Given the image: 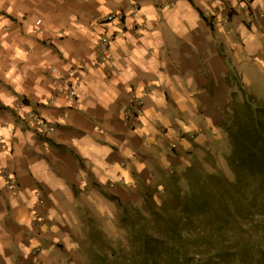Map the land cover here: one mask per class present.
<instances>
[{
  "label": "crops",
  "instance_id": "0c3cea01",
  "mask_svg": "<svg viewBox=\"0 0 264 264\" xmlns=\"http://www.w3.org/2000/svg\"><path fill=\"white\" fill-rule=\"evenodd\" d=\"M206 4L209 0L198 3L194 0H105L104 7L110 9L109 14L122 16L101 26L105 15L96 11L99 5L91 0L80 5L66 4L63 19L53 20L57 27L63 23L61 32L69 31L73 35L52 37L46 34L45 39L38 40L24 37L23 31L16 34L14 29H6L7 42L20 46L27 56L25 60H13L14 52L0 49V129L11 125V159H3L7 167L0 175L5 180L4 173L9 172L15 178L13 189L6 185L0 189V212L6 213L0 221V229L7 230L5 221L19 211L11 207V199H16L20 208H26L25 202L31 200L28 193L33 188L40 189L37 199H41V206H34L38 216L34 227L38 232L43 225L52 223L47 220L50 206L58 217L82 208L86 198L97 203L115 202L116 212L117 204L137 206L142 201L143 189L156 182L160 174L183 171L199 153L198 149L211 153L219 143L227 149V138L219 125L228 106L233 71L222 74L231 64L222 49L240 60L259 54V50L264 49V38L245 43L251 24L240 21L246 30L241 36L231 27L234 18L241 13H232L229 9H225L227 24H224L229 31L221 33L213 29L210 14L204 13ZM77 10L83 16L81 19V15H77V22L86 21L85 27L95 33L94 36L83 35L67 22V15ZM212 11L223 15L219 9ZM249 14L256 15L251 8ZM0 15L17 23L6 13ZM253 22L264 25V18ZM103 30L116 32V37L110 42L106 61L96 65L97 37ZM60 49L68 53L67 59ZM73 59L76 63H72ZM221 63L223 68H220ZM13 67L16 71L9 78L6 73ZM193 74L203 90L197 113L200 131L191 136L180 135V139L187 138L192 143V148L185 151L178 141H173V133L178 127L177 114L187 115L191 107L188 93L192 87L187 79ZM66 81L75 83L74 101L65 96ZM147 86H150L149 92L144 90ZM248 89L264 91V83ZM132 94L139 95L143 103L142 117L134 127L120 118ZM31 109L54 125L48 136L39 135L25 120V112ZM209 115L217 131L203 121V117ZM197 136L200 142H195ZM171 144H175L174 150L169 148ZM3 150L4 145L0 144V151ZM160 152L168 156L169 169L157 162ZM145 160L149 161L145 172L136 174L137 165ZM117 167L137 178L135 191L111 185L109 174L119 175ZM101 178H105L108 185L101 187ZM79 183L86 184L83 192ZM21 193L24 201H20ZM83 215L85 220L97 221L90 212L85 211Z\"/></svg>",
  "mask_w": 264,
  "mask_h": 264
},
{
  "label": "clouds",
  "instance_id": "9594fccd",
  "mask_svg": "<svg viewBox=\"0 0 264 264\" xmlns=\"http://www.w3.org/2000/svg\"><path fill=\"white\" fill-rule=\"evenodd\" d=\"M89 2L91 0H0V13H6L8 17H14L17 21L14 24L5 15H0V49L14 52L12 56L13 60H25L27 56V53L20 46L7 42L9 32L6 29H14L16 34L23 31L24 37H35L38 40L45 39L46 34L52 37L73 35L74 33L69 31L61 32L60 28L63 27V23L57 27L54 25L53 20L63 19L65 15L63 8L66 4L72 3L80 5ZM198 2L199 0H194V3ZM94 3L99 5L96 8L97 12H102L105 16L109 14L110 9L104 7L105 0H94ZM229 7L241 13L239 17L234 18L233 24L231 25L241 36H244L246 30L244 23L240 21L246 20L251 24V33L247 36L245 43L256 40L258 37L264 38V25L253 22L254 19L258 21L259 18H264V0H251L250 5L249 0H228L227 4L224 0H209V4L204 5V13L205 15H216V22L223 19L225 24H227L225 9ZM249 8L256 14L255 17L249 14ZM213 9H219V12L223 15L214 13L212 11ZM77 15H81V19H83L79 10L67 15V22L71 28L85 36H94L95 33L89 32L88 28L85 27L86 21L84 23L77 22ZM92 24L94 25L95 21H92ZM217 27H219L218 23ZM219 32L223 33L224 28L219 27ZM21 42H24L23 38H21ZM93 43H95V40H93ZM222 50L227 58L231 60L229 68L225 69L222 74H227L229 70L233 71L238 81V85L234 82V89L238 90L239 87L248 89L254 85L264 83V49L259 50V54L243 57L240 60L234 58L227 49ZM60 51L63 52L65 59H67L68 53L64 52L63 49H60ZM216 59L219 60L218 52ZM72 63H76V61L73 59ZM41 67H43V64H41ZM223 67L224 65L221 63L220 68ZM15 71V67L9 69L6 76L9 78L12 77ZM65 71H67V68H65ZM16 80H19V77H16ZM187 84L192 87V90L188 93L191 107L188 109L187 115L183 113L177 114L176 123L178 127H176L173 133L175 136V140L173 141H178L185 151L192 148V143L187 138L180 139V135L185 134L186 136H191L193 133L200 131V126L197 123V113L201 107L199 97L203 91L198 86L195 74L188 77ZM203 121L207 126L212 127L213 131H217L210 115L204 116ZM10 132L11 125L7 129H0V137H3V139H0V144L4 145V150L0 151V171L7 167L3 163V159L5 157L11 159L9 156V152L11 151L9 145ZM195 142H200L199 136L195 137ZM157 162L165 169L171 167L168 156L163 152L159 153ZM148 165V160H145V163L137 165L135 170L136 174L144 173ZM116 171L119 172V175H116L115 172L109 174L113 181V184H111L113 187L119 185L130 191L137 189V178L134 179L128 171L121 170L119 167H117ZM8 180H14V177L10 173ZM99 184L101 187H104L107 181L105 178H101ZM5 185L6 181L3 175H0V189H3ZM59 187L62 192L63 186L61 185ZM79 187L83 192L86 184L79 183ZM45 188L47 189V187ZM162 190L163 188L161 187ZM38 191L40 189L33 188V191L28 193L31 196V200L25 202L26 208H20L16 199H11L10 201L11 207L13 209H19V211L10 216L8 221H5L7 230L0 229V261H2V264H75V261L86 251L85 239L88 235H91L93 228L84 218L83 213L85 211L90 212L96 218L100 225V231L107 239L110 241H118L121 239L115 202L107 204L101 201L97 203L87 198L82 208L70 210L59 217L56 215V212L52 211L51 206L48 207L47 220L52 223L50 226L43 225L37 232L34 227V221L38 219V216L37 209L34 206L38 203ZM19 198L20 201H24V194L21 193ZM157 203H159L158 200ZM5 215L6 213L0 212V221L4 220ZM54 218L55 222H53ZM126 250L130 251L127 248Z\"/></svg>",
  "mask_w": 264,
  "mask_h": 264
},
{
  "label": "trees",
  "instance_id": "16d2710c",
  "mask_svg": "<svg viewBox=\"0 0 264 264\" xmlns=\"http://www.w3.org/2000/svg\"><path fill=\"white\" fill-rule=\"evenodd\" d=\"M223 116L234 181L221 173L185 174L186 186L174 180L159 205L144 200L148 222L140 229L130 225L128 259L119 257V264H264V240L246 232L242 237L237 217L264 224L263 214L248 208L250 187L264 193V102L242 92Z\"/></svg>",
  "mask_w": 264,
  "mask_h": 264
},
{
  "label": "rangeland",
  "instance_id": "374dc122",
  "mask_svg": "<svg viewBox=\"0 0 264 264\" xmlns=\"http://www.w3.org/2000/svg\"><path fill=\"white\" fill-rule=\"evenodd\" d=\"M251 0L249 1L250 4ZM227 4V3H226ZM229 11L231 10L232 13L236 12L235 9L228 8ZM214 13L218 14V11H215ZM230 16V13H229ZM216 15L209 16V21L213 25V29L218 30L219 27L224 28V32H228V27H225L224 25L225 21L223 22V19L219 22H216ZM219 24V27H217V24ZM211 25V26H212ZM234 82L238 85V81L236 80L234 73L230 74V94H229V100L228 105L230 103H233V101H241L242 100V92L246 94H250L256 98V100H260L264 102V91L263 90H256L251 91L250 89H245L243 87H239L238 90L233 88ZM224 112V111H223ZM224 119V116H223ZM223 121V120H222ZM220 126V125H219ZM221 128V126H220ZM222 129V128H221ZM222 131L225 133L226 138L227 134L222 129ZM52 133V132H50ZM49 133V134H50ZM48 134V135H49ZM47 135V136H48ZM173 144L169 145V148L171 150H174ZM216 149H213L211 153H204L199 151L198 154L194 157L192 160V163L187 166L183 171L178 172H167L165 174H160L156 182L153 184H149L145 189H143L141 193V199L139 205L134 204H127L123 206H119L117 204V222L118 227L120 228L121 232V239L118 241H110L107 239L104 234L100 231V225L97 221L92 219H86L87 223H90L92 228L91 235H88L85 239V247L86 251L84 254H82L76 261L75 264H119V260H121L122 256H126L128 259V256L125 255L123 252L128 253V230L130 229V225L133 223L135 225V229H140L143 223H147L144 219V216H147L145 208H144V200H149L148 202H152L156 205H159L161 201L167 196V192L170 190V187L172 186V183L174 180L177 181V183L184 188L186 186V178L197 173V174H210V173H221L226 179L229 181H234V175L231 172L226 157L229 154L230 151V145L227 138V149H224V147L219 143L216 144ZM186 174V175H185ZM161 187L163 190L161 191ZM250 199L248 202V208L253 211L252 213L255 214H263L264 216V193L262 192L258 193V190L254 192V188L250 187ZM147 198V199H144ZM157 200L159 203H157ZM41 206V204L36 205ZM133 209H136L139 211L140 214L137 217L135 213L131 214L132 216L128 215V212H132ZM238 220L241 225L242 229L244 230L243 236L244 238H247L246 233L251 235V238L254 236L260 237L262 240H264V224L260 223L258 218L251 221V218L246 219L244 221L245 215L240 213L238 214ZM264 219V218H262ZM246 232V233H245ZM116 258L118 260H116Z\"/></svg>",
  "mask_w": 264,
  "mask_h": 264
},
{
  "label": "built area",
  "instance_id": "2783aa9c",
  "mask_svg": "<svg viewBox=\"0 0 264 264\" xmlns=\"http://www.w3.org/2000/svg\"><path fill=\"white\" fill-rule=\"evenodd\" d=\"M121 16L122 15L120 13L108 14L104 17V19L100 21V25L104 26L105 23H107L108 21L120 20ZM115 34L116 32L107 33L106 30L102 31V34L99 36L96 45V54L94 57V62L96 65L102 64L103 62L106 61L108 56L107 53L108 47L110 45V42L115 39L116 37ZM144 90H146V92H149L150 86L145 87ZM64 93L65 96H67V99H69L70 101H74L76 99L74 81H66V83L64 84ZM142 113H143L142 98L139 95L132 94L127 104L122 109L120 113V118L123 122L128 123L130 126L134 127L135 123L142 117ZM24 118L25 120H27L29 126L39 135L47 136L50 132H53L54 130V125L47 123V121L34 109L25 112ZM4 175H5L6 186L9 189H13V186L15 184V178L14 180H8L9 172L4 173ZM37 200H39L37 203V205H39L41 203V199L38 198Z\"/></svg>",
  "mask_w": 264,
  "mask_h": 264
}]
</instances>
